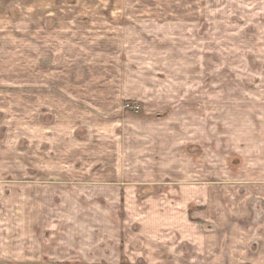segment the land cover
<instances>
[{
    "label": "rangeland",
    "instance_id": "374dc122",
    "mask_svg": "<svg viewBox=\"0 0 264 264\" xmlns=\"http://www.w3.org/2000/svg\"><path fill=\"white\" fill-rule=\"evenodd\" d=\"M260 256L264 0H0V264Z\"/></svg>",
    "mask_w": 264,
    "mask_h": 264
},
{
    "label": "crops",
    "instance_id": "0c3cea01",
    "mask_svg": "<svg viewBox=\"0 0 264 264\" xmlns=\"http://www.w3.org/2000/svg\"><path fill=\"white\" fill-rule=\"evenodd\" d=\"M242 98L243 103L245 99H249L248 92H243ZM247 94V95H246ZM248 96V97H245ZM249 129V128H248ZM249 135V132L247 133ZM240 149L244 150V145L239 146ZM82 212V211H81ZM237 230L240 231V227L237 226ZM243 230V228H242ZM110 231V230H109ZM107 231L106 229H99L96 231H90L88 229H68L65 230L64 235V248H61L59 251V256H62L64 261L72 260L74 258H82L84 262H97L98 260L102 262H116L117 257L119 255V249L121 247V237L118 234V231ZM72 240V243L69 240ZM74 241V242H73ZM98 241V242H96ZM99 251L101 254L96 258V253ZM56 252H51V254H55ZM91 255H94L92 257ZM103 255V256H102ZM102 256V258H101ZM70 257L71 259H68ZM62 260V261H63ZM208 261L207 258H205ZM63 261V262H64ZM254 263L264 264V256H260L258 259H252Z\"/></svg>",
    "mask_w": 264,
    "mask_h": 264
}]
</instances>
